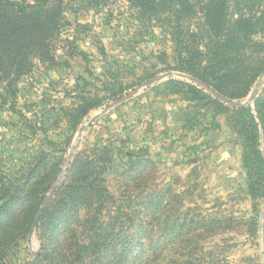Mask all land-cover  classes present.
I'll use <instances>...</instances> for the list:
<instances>
[{"label": "rangeland", "instance_id": "1", "mask_svg": "<svg viewBox=\"0 0 264 264\" xmlns=\"http://www.w3.org/2000/svg\"><path fill=\"white\" fill-rule=\"evenodd\" d=\"M0 9L57 27L0 79V264H264V0Z\"/></svg>", "mask_w": 264, "mask_h": 264}, {"label": "trees", "instance_id": "2", "mask_svg": "<svg viewBox=\"0 0 264 264\" xmlns=\"http://www.w3.org/2000/svg\"><path fill=\"white\" fill-rule=\"evenodd\" d=\"M48 12L50 18H63L60 3L50 8ZM30 14L22 11L6 14L4 10L0 9V79L4 78L8 82H12L15 77L29 71L31 63L25 58L28 53L38 54L37 52H41L48 62H53L50 53L57 42V37L53 35L52 29H57V27L53 21L49 20L47 24L49 31L45 35L46 31L40 27L42 17L27 19ZM48 203L49 199L46 206ZM46 206L39 220L45 212ZM125 256L127 264H145L153 257L151 254L131 252ZM40 257L41 253L38 254L37 261ZM60 264L65 263L62 261ZM93 264L98 263L94 262ZM100 264H105V261Z\"/></svg>", "mask_w": 264, "mask_h": 264}, {"label": "water", "instance_id": "3", "mask_svg": "<svg viewBox=\"0 0 264 264\" xmlns=\"http://www.w3.org/2000/svg\"><path fill=\"white\" fill-rule=\"evenodd\" d=\"M157 80H158V79H154V80H152L151 82H149L148 84H151V83H153V82H155V81H157ZM198 84H199L200 86L206 88V87H205L204 85H202L201 83H198ZM261 85H262L261 83H258V84L256 85V88L253 90L251 97H250L249 100L246 101L244 104H239V103H236V102H234V101H230V100H228V99H225V98H223V97L218 96V95H217L216 93H214L212 90L207 89V88H206V89H207L210 93H212L215 97H217V99H219L222 103L227 104V105H229V106H231V107L242 108V107H248V106L254 101V99L256 98L257 92H258V88H259ZM88 126H89V125H88ZM88 126H87V127H88ZM82 132H83V129H81V130L79 131L78 139L80 138ZM76 147H77V144L73 147L72 150L76 149ZM56 189H57V186L54 187L53 191H55ZM48 199H49L48 197H45L44 200L42 201V204H41L40 208L38 209V212H37V214H36V216H35V218H34L32 224H31V226H30L29 237L31 236V234H32V232H33V230H34V228L36 227V224H37V222H38V220H39V217H40V215L42 214V212H43V210H44V208H45V206H46V204H47V202H48ZM38 254H39L38 252L35 253V255H34V260H33L31 263H29V264H35V263H36V261H37V259H38Z\"/></svg>", "mask_w": 264, "mask_h": 264}]
</instances>
